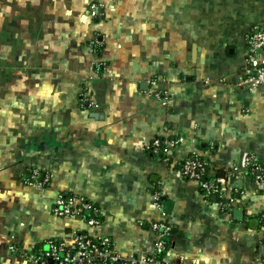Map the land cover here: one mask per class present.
Returning a JSON list of instances; mask_svg holds the SVG:
<instances>
[{"label":"crops","instance_id":"1","mask_svg":"<svg viewBox=\"0 0 264 264\" xmlns=\"http://www.w3.org/2000/svg\"><path fill=\"white\" fill-rule=\"evenodd\" d=\"M256 27L264 0H0V264L77 233L152 254L155 221L170 264H264V180L245 163L264 170V85L243 81ZM164 138L179 139L168 157ZM189 155L231 207L181 176ZM58 193L99 223L54 215Z\"/></svg>","mask_w":264,"mask_h":264},{"label":"built area","instance_id":"2","mask_svg":"<svg viewBox=\"0 0 264 264\" xmlns=\"http://www.w3.org/2000/svg\"><path fill=\"white\" fill-rule=\"evenodd\" d=\"M260 53H264V28L256 27L246 35V65L243 79L252 86L264 85V61L261 60ZM178 142V138L155 139L152 142V149L168 157L170 149ZM245 163L257 182L264 180L263 168L258 164L254 165L250 156L246 157ZM206 166L205 160L189 155L182 160L179 171L184 178L196 181L206 196L225 198L220 178L212 176L204 178ZM35 175L38 184L44 183V177L40 180L37 174ZM233 200L232 197H226L223 204L231 207ZM51 210L54 215L60 217L79 214L86 219L89 226L99 223L100 209L83 196L58 193ZM261 219L264 221V215ZM152 227L156 231L152 254L122 255L112 246L107 236L93 238L85 233H77L69 242L49 241L46 250L31 254L30 258L37 264H170L164 257L159 258L157 251L166 249L165 239L170 234L171 227L162 221L153 222Z\"/></svg>","mask_w":264,"mask_h":264},{"label":"water","instance_id":"3","mask_svg":"<svg viewBox=\"0 0 264 264\" xmlns=\"http://www.w3.org/2000/svg\"><path fill=\"white\" fill-rule=\"evenodd\" d=\"M196 49L198 50V47L196 45L192 46V51L190 53L192 60L195 59L196 56ZM91 115L93 117H98V113L97 112H92ZM160 200L162 202V206H163V211L169 213L170 209H168V207H170L172 205L171 201H167L165 200L164 196L160 197ZM233 215L236 219H241L242 215H243V211L242 209H234L233 210Z\"/></svg>","mask_w":264,"mask_h":264},{"label":"trees","instance_id":"4","mask_svg":"<svg viewBox=\"0 0 264 264\" xmlns=\"http://www.w3.org/2000/svg\"><path fill=\"white\" fill-rule=\"evenodd\" d=\"M158 153H160V152H158ZM182 162V161H181ZM252 163L254 164V165H256V164H258V163H256L254 160H252ZM180 165H181V163H180ZM251 167V166H250ZM179 168H180V166H179ZM209 172V169H208V167L206 166V174H205V176H204V178H209L210 176H211V174L210 173H208ZM43 177L44 176H42L41 174H39V176H38V179H40V180H42L43 179ZM65 195H71V194H65ZM216 198H220L219 196H216ZM87 213V212H86ZM85 213V214H86ZM87 215V214H86ZM262 215H264V213H261L260 215H258V222H259V226L260 227H262V228H264V221L261 219V216ZM171 232V231H170ZM165 242H166V239H165ZM166 255V249H164V250H158L157 251V256L159 257V258H162V257H164Z\"/></svg>","mask_w":264,"mask_h":264}]
</instances>
